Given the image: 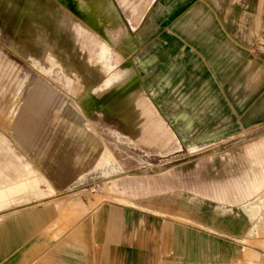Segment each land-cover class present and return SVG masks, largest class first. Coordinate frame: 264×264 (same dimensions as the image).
Wrapping results in <instances>:
<instances>
[{"label": "crops", "instance_id": "0c3cea01", "mask_svg": "<svg viewBox=\"0 0 264 264\" xmlns=\"http://www.w3.org/2000/svg\"><path fill=\"white\" fill-rule=\"evenodd\" d=\"M162 14L183 57L175 111L157 106L181 147L201 144L187 152L211 147L152 171L113 149L128 165L95 204L77 185L103 173L99 133L40 119L38 75L0 44V264H264V0H167Z\"/></svg>", "mask_w": 264, "mask_h": 264}, {"label": "rangeland", "instance_id": "374dc122", "mask_svg": "<svg viewBox=\"0 0 264 264\" xmlns=\"http://www.w3.org/2000/svg\"><path fill=\"white\" fill-rule=\"evenodd\" d=\"M3 1L0 0V7L3 5ZM166 1L51 0L43 6L46 15L51 18V22L46 27L48 31L47 37L38 38V45L33 49V52L12 41L9 24L5 28L0 26V44L19 57L20 68L25 77L31 73L38 75L41 96L46 91L45 96L40 98V119L48 121L65 120L71 122L72 126L78 127H80L79 124L84 127L86 125L87 129L83 127L79 130L71 131H82V133L86 131L88 141L92 140L91 134L95 131L90 126L92 124L90 119L96 115L99 118L103 114L102 108L97 103V98L103 86V81L109 76V73L103 70L100 65H97L96 69L100 73L95 76L92 70L88 68V70L84 71L85 81L80 85L77 83L80 80L78 76H70L69 74L70 62L79 60V58L72 56V52L86 51L83 46L84 42L81 41L82 37L76 33L78 27L83 26L84 22L89 25L96 23L93 26L96 35L102 38L104 42L110 43L109 56L112 61L110 71L120 69L126 62L132 63L137 68L143 85H151L147 89L152 97L154 96L153 99L159 108L164 109L167 106L170 110L175 111L177 98L174 96L175 92L173 90L177 83L176 75L179 67L176 65L175 59L183 57V50L176 36L173 33L167 34L165 32V15L162 12ZM86 14H88V17H86ZM53 16H61L62 19L63 34L57 38L59 44L57 46L49 41L51 40V33H53ZM1 18L2 14L0 12V22ZM104 27L107 30H103ZM108 32L112 34L110 41L106 34ZM87 55L88 57H94L95 53L92 52ZM187 55L185 53V56ZM41 68L50 70L46 73H41L38 70ZM69 78L71 79L70 81ZM68 81L69 83H75V91L72 93L71 98L66 94L69 87L67 85ZM141 82H136L135 84L140 86ZM75 100H78V102ZM76 106H79L82 116ZM163 114L169 121L171 116L173 118L175 116V112L172 114L163 112ZM104 117V121L98 120L96 127H102V130L100 128L98 130L105 137L103 138L101 135L100 138L106 150L102 152L94 164V168H102L103 173L100 170H93L91 176L84 178L77 185L80 197L87 199L89 204H95L104 198H111V171L117 168L123 169L128 165L127 160H117L116 155L113 154V149L118 148L122 153L127 152V146L134 148L138 156L136 160L141 157V161L136 162L139 163L137 166H141L140 169L144 171H152L162 167L167 161L157 160L158 155L174 153V150L178 149L176 143H170L163 147L162 154L158 153L157 145H147L145 143L148 138L133 137L124 132L123 125L118 121V118ZM7 119L11 118L8 116ZM108 127L124 132L127 139L134 145H129L123 139L118 140V147L111 141L112 137L108 132ZM183 137H185L182 142L183 146L176 152L178 155L172 157L169 161L186 158L211 147H206L193 153L191 151L187 152L190 146H200L201 144H193L187 135ZM261 244L264 246V242H261Z\"/></svg>", "mask_w": 264, "mask_h": 264}, {"label": "bare ground", "instance_id": "6f19581e", "mask_svg": "<svg viewBox=\"0 0 264 264\" xmlns=\"http://www.w3.org/2000/svg\"><path fill=\"white\" fill-rule=\"evenodd\" d=\"M50 1L4 0L3 5L0 7L2 14L0 26L5 28L9 24L12 41L33 52V49L38 45V38L47 37L48 31L46 27L51 22V18L44 12L45 8L43 6ZM86 15L88 17V14ZM89 15L91 17L90 13ZM56 18L58 19L57 21ZM52 20L53 33H51V40L49 41L57 46L59 45L57 38L63 34L62 19L61 16H53ZM83 24V26L78 27L76 33L82 37L81 41L84 42L83 46L86 48V51L72 52V56L79 58V60L70 62V76H78L80 80L77 83L80 85L85 81L84 71L88 70V68L92 70L95 76L100 73L96 69L97 65H100L103 70L109 73V76L103 81V86L97 98V103L102 108L103 114L99 118H97V115L92 117L90 119L92 121L90 126L101 137L100 131L96 127L98 120L104 121V116L118 118V121L123 125L124 132L133 137L148 138V140H145V143L147 145H157L158 153L162 154L163 147L170 143H176L179 149L181 144L176 133L171 129L169 120L158 108L157 103L153 99L154 96L152 97L151 93H149L148 86L143 85L141 82L137 68L132 63L126 62L120 69L110 71L112 68V61L109 56L110 43L104 42L102 38L96 35L93 30V26L96 23L89 25L84 22ZM103 30L107 29L104 27ZM106 34L110 41L112 34L109 32ZM92 52L95 53L94 57H88L87 54ZM38 70L41 73H46L50 69L41 68ZM69 81L67 84L69 86L68 92L66 94L71 98L72 93L75 91V83H69ZM136 82H141V87L136 85ZM75 101L78 102V100ZM76 108L82 116L79 106H76ZM108 129L112 137L111 141L118 147V140L123 139L129 145H134L127 139L124 132L111 127H108ZM102 137L105 138L103 135ZM136 161H141V157ZM259 201L264 204V196H261Z\"/></svg>", "mask_w": 264, "mask_h": 264}]
</instances>
